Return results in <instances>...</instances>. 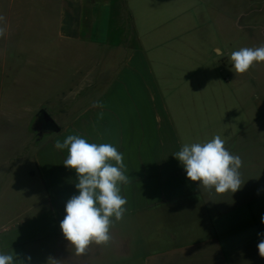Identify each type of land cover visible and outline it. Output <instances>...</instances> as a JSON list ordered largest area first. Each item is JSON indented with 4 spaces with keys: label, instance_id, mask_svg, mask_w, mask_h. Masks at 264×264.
Here are the masks:
<instances>
[{
    "label": "crops",
    "instance_id": "0c3cea01",
    "mask_svg": "<svg viewBox=\"0 0 264 264\" xmlns=\"http://www.w3.org/2000/svg\"><path fill=\"white\" fill-rule=\"evenodd\" d=\"M202 4L119 0L125 43H110L108 3L59 0L55 32L33 38L41 48L25 58V89L38 99L2 114L27 128L43 110L57 130L0 147V200L26 201L0 220V253L16 254V264H264L257 249L264 239L258 235L264 233V147L226 146L242 160L235 193L200 187L173 156L196 142L188 105L173 96L186 85L177 73L188 67L166 54L172 40L187 36L186 25L196 19L190 10ZM133 38L137 46L130 48L126 42ZM215 52L216 46L207 51L206 61L225 69ZM14 76L13 88L21 65ZM96 101L100 107L92 106ZM68 135L116 147L129 180L119 185L126 211L120 221L112 218L110 242L90 244L79 256L60 228L66 202L79 194L75 170L63 165L68 150L54 147Z\"/></svg>",
    "mask_w": 264,
    "mask_h": 264
},
{
    "label": "rangeland",
    "instance_id": "374dc122",
    "mask_svg": "<svg viewBox=\"0 0 264 264\" xmlns=\"http://www.w3.org/2000/svg\"><path fill=\"white\" fill-rule=\"evenodd\" d=\"M196 5L190 16L196 19L186 25L187 36L178 37L169 45L171 63L185 64L187 70L178 72L179 79H186V85L174 91L176 99H184L191 116L193 139L206 142L220 135L225 147L248 145L264 147V62L253 64L245 73H235L231 53L245 47H258L264 43V0H203ZM87 2L108 3L107 39L112 43H125L123 38L126 18L119 8V0H87ZM59 0H0V15L7 24V31L0 37V147H15L26 140V136L38 139L34 127L36 115L28 127L13 122L2 114L13 110H25L38 99L25 89V58L34 55L41 48V34H52L56 30ZM89 12V11H88ZM86 10V16H88ZM85 26V24H84ZM131 39L126 42L130 46ZM183 44L185 51L178 52ZM213 53L217 63L225 69L216 71L212 62L206 61ZM168 50V49H167ZM22 66L19 86H10L18 66ZM217 79V81H216ZM185 81V80H184ZM13 94V99H9ZM29 101V102H27ZM30 101H32L30 103ZM205 108L201 111V102ZM25 126V127H24ZM241 133L238 137L237 134ZM228 144V145H227ZM258 155V150H257ZM25 200L4 198L0 200V220L8 219L25 204ZM6 254V253H4Z\"/></svg>",
    "mask_w": 264,
    "mask_h": 264
},
{
    "label": "clouds",
    "instance_id": "9594fccd",
    "mask_svg": "<svg viewBox=\"0 0 264 264\" xmlns=\"http://www.w3.org/2000/svg\"><path fill=\"white\" fill-rule=\"evenodd\" d=\"M6 31L5 17L0 15V37ZM230 59L235 73L243 74L254 62H264V43L234 51ZM92 106L100 107L101 104L96 101ZM54 147L68 150L63 165L74 169L77 174L78 183L75 187L79 194L66 202V215L60 222V228L79 256L85 254L90 244H108L112 238V218L120 221L124 216L127 200L120 195L119 187L120 184L129 183L122 171L125 167L124 158L111 144L89 143L79 135H68L63 142L56 140ZM173 156L182 164L187 178L199 182V186L206 190L214 189L216 193L222 194L227 191L235 193L241 188L239 169L242 160L226 149L225 140L220 135L203 143H185ZM261 223H264V216L261 217ZM258 235L264 237V233ZM257 249L260 257L264 258V239L257 244ZM26 260L30 261L31 257ZM52 262L57 264L56 260L52 259ZM0 264H16V254L0 253Z\"/></svg>",
    "mask_w": 264,
    "mask_h": 264
},
{
    "label": "water",
    "instance_id": "95a60500",
    "mask_svg": "<svg viewBox=\"0 0 264 264\" xmlns=\"http://www.w3.org/2000/svg\"><path fill=\"white\" fill-rule=\"evenodd\" d=\"M33 125L36 128L39 137H41L46 131L57 130V127L55 126L53 120L45 111L41 112L38 115V118Z\"/></svg>",
    "mask_w": 264,
    "mask_h": 264
},
{
    "label": "trees",
    "instance_id": "16d2710c",
    "mask_svg": "<svg viewBox=\"0 0 264 264\" xmlns=\"http://www.w3.org/2000/svg\"><path fill=\"white\" fill-rule=\"evenodd\" d=\"M109 42L110 43H112L113 41L111 40V39H109ZM137 46V44H136V41H135V39L133 38V39H131V44H130V48H135ZM41 112H43V110H40L38 113H37V115H36V119L38 118V115L41 113Z\"/></svg>",
    "mask_w": 264,
    "mask_h": 264
}]
</instances>
